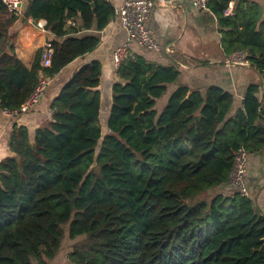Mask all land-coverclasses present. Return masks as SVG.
Returning <instances> with one entry per match:
<instances>
[{"label": "trees", "instance_id": "16d2710c", "mask_svg": "<svg viewBox=\"0 0 264 264\" xmlns=\"http://www.w3.org/2000/svg\"><path fill=\"white\" fill-rule=\"evenodd\" d=\"M234 2L231 15L225 9ZM228 55L247 54L264 74V16L249 0H210ZM109 0H25L22 14L0 0V110H14L38 83L42 49L29 68L14 24L46 20L50 76L97 49L115 17ZM71 22V23H69ZM103 67L77 69L35 130L13 124L12 155L0 161V264H52L68 234L74 264H264V213L251 197L223 192L234 154L264 150V95L247 88L233 116L232 93L179 85L180 71L130 53L116 70L104 133ZM264 187V186H263Z\"/></svg>", "mask_w": 264, "mask_h": 264}, {"label": "crops", "instance_id": "0c3cea01", "mask_svg": "<svg viewBox=\"0 0 264 264\" xmlns=\"http://www.w3.org/2000/svg\"><path fill=\"white\" fill-rule=\"evenodd\" d=\"M126 1L109 0L115 10ZM249 1L258 3L263 9L264 16V0ZM41 21L47 24L46 20ZM148 26L160 43V49L147 50L132 41L129 43L128 54H139L149 61L164 66L171 65L180 71L178 80L170 84L167 92L157 99L155 107L160 103L161 108L157 109L158 111L163 109L171 93L179 85H187L192 90L200 89L201 91L217 85L229 91L235 97L230 116H233L243 106L244 95L249 85L259 84L258 94L261 97L264 95V74L254 68L248 60V65L228 62L229 57L233 54L228 55L225 52L218 17L210 8L209 10L196 9L191 0H165L151 13ZM11 30L16 31L14 42L16 54L30 68L39 50L42 49L45 42L49 41L48 33L40 29L33 19H29L26 23L18 20ZM84 33L100 34L99 46L85 57L74 60L55 75L44 98L34 109L14 119L0 112V161L12 155L9 140L13 124L27 126L33 137L37 128L51 120V104L62 86L77 69L93 60H99L102 63L100 90L103 101L105 89L108 91L107 107L105 110L102 109V118L108 119L112 106L113 84L119 80L113 54L118 46L127 42V33L121 26L117 14L103 30L91 29L85 30ZM245 55L247 58V54ZM248 172L249 185L252 190L250 197L264 213V150L249 153ZM223 188L220 189L224 194L230 192L228 185L224 189L226 192L223 191Z\"/></svg>", "mask_w": 264, "mask_h": 264}, {"label": "built area", "instance_id": "2783aa9c", "mask_svg": "<svg viewBox=\"0 0 264 264\" xmlns=\"http://www.w3.org/2000/svg\"><path fill=\"white\" fill-rule=\"evenodd\" d=\"M10 13L20 15L23 12L25 0H2ZM165 0H127L121 7L116 9V14L120 18L121 26L127 33V42L118 46L113 54L115 68L127 58L129 43L134 41L140 47L147 50H159L160 43L148 26V21L153 10ZM194 8L199 10H209L210 0H191ZM233 5L225 9V15H231ZM37 26L44 32L49 33L46 24L41 20L36 21ZM71 23V22H69ZM54 48L50 41L45 42L42 47L40 62L42 69L39 71L38 83L34 90L28 96L26 101L18 109L9 110L1 109L0 112L12 119L19 117L24 113H28L34 109L44 98L54 77L48 75L43 68L52 66ZM232 64L248 65L246 55L244 53H235L228 59ZM249 152L240 147L234 154V163L230 171V180L228 183L231 193L237 192L243 196L250 197L248 186V165Z\"/></svg>", "mask_w": 264, "mask_h": 264}, {"label": "rangeland", "instance_id": "374dc122", "mask_svg": "<svg viewBox=\"0 0 264 264\" xmlns=\"http://www.w3.org/2000/svg\"><path fill=\"white\" fill-rule=\"evenodd\" d=\"M104 95H105V99L103 101V110L106 109L107 107V102H108V91L105 89L104 91ZM156 109H161L160 108V103L157 105ZM106 123H107V120L102 118V124L104 126V133L107 132V129H106ZM248 167H249V155H248V165H247V175L249 174L248 172ZM248 177V186H249V192L251 193V189H250V182H249V176ZM222 189L220 188H216L214 190H211L209 191L208 193H205L203 195L200 196V198H211L212 196H214L215 194H218V193H222L221 192ZM224 192H226L224 189H223ZM227 194V193H226ZM227 195H232L230 192H228ZM85 237L84 236H81V237H78L77 239L75 240H72L68 237V234L66 235L64 241H63V244H62V247H61V250L60 252L58 253V255L55 257V260L53 261V264H74L72 262V259H71V253L73 251V246L75 243L77 242H80L84 239Z\"/></svg>", "mask_w": 264, "mask_h": 264}]
</instances>
